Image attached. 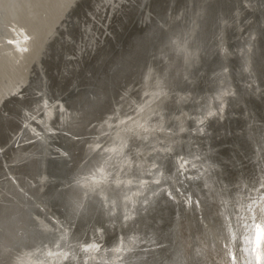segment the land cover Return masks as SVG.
Returning <instances> with one entry per match:
<instances>
[{
    "label": "bare ground",
    "instance_id": "1",
    "mask_svg": "<svg viewBox=\"0 0 264 264\" xmlns=\"http://www.w3.org/2000/svg\"><path fill=\"white\" fill-rule=\"evenodd\" d=\"M151 2H0V126L2 111L16 102L21 120L5 141L12 142L23 132L22 142L36 139L34 149L16 144L2 162L5 180L1 179L0 200L7 195L19 201L27 216L21 215L24 219L10 235L2 232L8 243L0 237V264H153L170 251L173 264H181L184 231L201 236L212 264H264V239L257 243L264 231V121L258 116L259 107L249 105L264 97V57L258 46L259 26L254 23L257 14L264 29V1L231 0V11L218 13L204 44L205 17L216 0H160L162 16ZM133 8L136 22L153 35L146 44V58L132 79L119 82L117 93H108L109 99L113 97L110 108L89 121L86 106L72 102L75 93L67 97L57 88L68 80L70 87L75 86L74 80L82 76L78 69L88 67L85 62L91 58L93 67L106 72L103 66L113 56L108 42L115 31L124 34L120 24L133 20L126 18L135 12ZM152 20L155 26L150 27ZM227 30L234 33L231 40ZM116 42L120 46V40ZM213 54L220 65L208 73L205 64ZM229 58L239 59L233 76ZM119 72L105 83L109 90L115 88L112 77ZM31 82L39 85L34 88L37 95L30 98L26 93L30 99L24 101L22 91ZM93 85L86 86L89 97L96 96L97 84ZM92 106L95 110L97 105ZM234 119L244 121L248 146L240 148L248 156L255 154L257 166L255 161L243 168L236 165L238 138L223 148V139L240 136L237 127L235 136L229 134L228 122ZM81 129L89 136L80 138L78 153L74 145ZM210 137L219 143L212 145ZM223 149L225 154L219 151ZM33 158L35 166L29 170L28 162L29 173H22L20 162ZM232 185L236 186L229 189ZM162 196L175 208L180 206L182 215L174 220L173 245L158 249L166 242L170 231L166 223L172 217ZM158 200L164 205L159 211L163 218H156L165 225L148 237L140 232L139 221L146 220ZM4 209L0 207V213ZM113 232V238L104 242L105 234ZM20 238L26 243L21 244Z\"/></svg>",
    "mask_w": 264,
    "mask_h": 264
},
{
    "label": "water",
    "instance_id": "2",
    "mask_svg": "<svg viewBox=\"0 0 264 264\" xmlns=\"http://www.w3.org/2000/svg\"><path fill=\"white\" fill-rule=\"evenodd\" d=\"M260 1L263 3L264 0H260ZM151 5L155 8V10L158 13L160 12V15L162 14L163 11H162V7L160 4V0H152ZM231 5H232L231 0H216L215 5L213 3L209 6L208 11H207V15L205 17V22H204L205 23V29H204L203 34H202L203 35L202 36V43L203 44L207 43V37L209 38V36L212 35L213 30L215 29L216 16L218 15V13L228 14L231 11ZM134 9L135 8H133V11H135V12H133L131 15L126 16V18L130 17V19H133V20L129 23L123 22L122 24H120L119 31L124 33V34L121 35V34H119L118 31H117L118 33H116V31H115L114 39L108 42L109 46H107V48L111 51V53H113V56L111 58L109 57L110 59H108L107 64H105V66H103V70L104 69L106 70V73L104 76L108 77V78L111 77L109 75L113 74V72H115L116 70H119L120 72L115 74L112 78H115L116 81H117V79L120 78L121 79L120 83L122 81H124L123 79L126 78L125 75L126 76L129 75V72H128V70L130 69L129 64L131 65V67L133 66L134 69H137L142 65V63L145 60L146 55H147V52H146L147 46L145 48V45L150 44V42L152 41V37H153L152 34L150 36L146 32H142L146 25H142V24H139L136 22V16L135 15H136L137 10H134ZM254 23L256 24L257 27L259 26L260 35H258V37H259L258 38V46H262V51H261L260 55H262V57H264V29L261 31V28L259 25L260 24L259 17L257 14L254 16ZM152 24L155 26V24L153 22H152ZM226 33H227L226 37L230 38L229 40H231V37L234 35L233 31L227 30ZM144 36L146 37V40H145V38H143ZM147 38H148V40H147ZM117 40H120L119 48L117 47V45H115V42ZM228 44H230V46H231L233 43L229 42ZM155 46H156V43L152 42L151 47L154 49ZM103 52H105V51L103 50ZM104 54H105V55H103L104 58L108 56V55H106V53H104ZM112 61H113V64H111ZM228 64H229V68H230V72H231L230 74L233 76L236 73L234 68L238 66L239 59L229 58ZM219 65H220V59L216 56V54H213V55H211V62L205 64L204 70L209 73L215 67L218 68ZM88 69H90L91 72L89 71V74L85 73L84 74L85 77L90 76V74L94 72L95 67H93V65H91L89 63L88 67H86V71ZM130 71H131V69H130ZM97 77L98 76H93L94 79ZM80 78H81V80H79V81H78L79 78L77 80H74L75 84H76L75 86L70 87L69 84H71V82H68L69 81L68 80L65 84L62 83L63 86H61L57 89L61 90L63 92L65 90L66 91L65 96L67 95V97H71L74 94V92H77L76 90L85 88L84 86L80 87V84L82 85L83 82L84 83L86 82V81H83L82 77H80ZM90 81L91 80H89L88 82H90ZM90 85H93V83H91ZM93 86H95V85H93ZM105 87H107V86L105 85ZM201 87H202V84H201ZM201 87L199 86V91L202 90ZM107 89H109V88L107 87L106 90ZM117 89L118 88H114V89L112 88L111 91L112 90L117 91ZM108 93H109V91L107 92V94ZM105 97H106V95H105ZM110 97H111V95H110ZM63 98H64V96H63ZM254 100H251L249 105L252 106V104H255V106L259 107L260 112L258 113V116L260 119H262L264 121V97L261 96L257 101H254ZM109 108H110V103L107 100V101H105V108H103L101 111H103V110L107 111ZM238 113H241V111H239ZM228 124H229V126H231V128L229 130L230 135L235 136L234 134H236L233 130L234 129L233 127H237L241 131H240V136L233 137V138L227 137V139H225V140L223 139L225 144L226 143L229 144V143H231V141L233 139L238 138V143H239L238 147L239 148L243 147V149H244V146L245 147L248 146V144L245 142V128L243 127L244 121L234 119V122L229 121ZM210 138H211L210 142H212V145L219 143L218 141L214 140L212 137H210ZM223 148H224V146H223ZM243 149L240 148L239 152H237L234 149L235 150L234 152H237L240 155L239 159L241 162H243V163H245V161L250 162V160L252 158H249L248 154H245V150L243 151ZM224 151H225V149H223V152ZM255 169L256 168H254V171H255ZM204 194H206V193H204ZM160 199L162 202H164L165 205L169 206V209L172 212L171 213L172 217H171L170 222L168 220V222L166 223L167 225L168 224L170 225L169 226L170 231L165 234L166 242H164L167 245L166 247L170 248L173 245L172 236H173L174 228H172V227H173L174 222H175L174 220L176 218V215L178 217H180L182 215V213H181L182 210H181L180 206H178V209L175 208L172 201L169 198H167L166 196L165 197L162 196V198H160ZM208 200H209V198H208ZM161 201H159V200L157 201L158 203L153 208L154 209L153 212H151V211L147 212L146 220H145V217H144V220H143V217H141V219L139 221L140 232L142 234H144L145 236L147 235L149 237L153 233L157 232L158 227L165 225V224L159 225L160 223L158 222V220L156 218L159 216L161 218H163V215L161 213L159 214V211L162 209L160 207L161 206L164 207V205H162L163 203H161ZM147 219H149V221ZM113 235H114V232L112 234H107V235L105 234L104 242L108 243L113 238ZM193 235H194V232H193ZM196 241H197V239H196ZM193 256H194L193 252H191L190 253V259L193 262H195L196 260ZM195 264H197V263L195 262Z\"/></svg>",
    "mask_w": 264,
    "mask_h": 264
},
{
    "label": "rangeland",
    "instance_id": "3",
    "mask_svg": "<svg viewBox=\"0 0 264 264\" xmlns=\"http://www.w3.org/2000/svg\"><path fill=\"white\" fill-rule=\"evenodd\" d=\"M135 8H136V6H135ZM132 10V9H131ZM152 22L153 23H155L154 22V20H152ZM152 22H150L149 23V26L150 27H152V26H154L153 24H152ZM114 23L112 22L111 23V25H113ZM148 26V27H149ZM116 28V27H115ZM112 29V28H111ZM144 30L146 31V33H147V29H145L144 28ZM144 34V33H143ZM108 36H106V37H104L103 39H105V38H107ZM110 37V36H109ZM143 38H145L146 39V37L144 36ZM109 40V39H108ZM112 40V39H111ZM110 40V41H111ZM103 41V40H102ZM117 44H115V45H117V47L119 48V46H118V42H116ZM148 47V46H147ZM145 48H146V45H145ZM90 60H92V58L91 59H89L88 61H86L85 63H90ZM96 65H94V67H95ZM83 68V69H82ZM82 68L80 67L79 69H78V71H77V74L80 72V70H81V72H82V76H81V74L80 75H78L77 77L78 78H80V77H82V79L84 80V81H86V83L88 84H91V83H93L94 85H96L95 87H96V89H97V93H96V96H87L86 95V93L87 92H85L86 91V86H87V84H85L84 83V85H81V87L82 86H84L85 88H82V90L85 92V94H84V92L81 90V89H78L77 90V92L79 93H77V92H74L75 94L74 95H76L75 96V98H72V102L74 103L75 101L77 102L76 103V105L77 106H86V115H87V118L89 119V121L90 120H95L100 114H102V112H104V111H106V110H103V111H101L103 108H105V101H109L110 103H111V101L113 100V97L111 98V99H109L110 98V96L108 97V95L109 94H114V93H117V91H119V89H120V87L122 86V85H120V81H121V79L119 78V79H117V83H116V86H114L115 88H118L117 89V91L116 90H113V91H111V89L109 90V89H107L106 90V87H104L105 85L107 86L108 84H105V83H107V82H109V80H111V78H108V77H106L105 78V73L106 72H99V70L97 69V67L94 69V71H96V73L94 74V72H93V76H98L97 78H93L92 77V74H90V76H87V77H83L84 76V74L85 73H88L89 74V70L90 69H88L87 71H86V68H85V66H83L82 65ZM130 69H131V71H130ZM130 69L128 70V72H129V75H125V79H124V81L126 82V81H128V80H130V79H132V77H133V74H134V72H135V70L136 69H134L133 68V66L131 67L130 66ZM86 71V72H85ZM80 72V73H81ZM91 72V71H90ZM133 73V74H132ZM103 74V75H102ZM110 76V75H109ZM105 78V79H104ZM54 79V78H53ZM56 80H57V82H56ZM88 80H91L90 82H88ZM105 80V81H104ZM108 80V81H107ZM115 80V79H114ZM123 81V82H124ZM54 82L56 83V84H60L59 83V81H58V79H54ZM100 82V83H99ZM33 84V85H32ZM122 84V83H121ZM102 85H104V86H102ZM120 85V86H119ZM32 86V87H31ZM39 86V85H37V84H35V83H33V82H31L30 83V85L27 87L28 88V90L26 91H22V92H24L23 94H22V92H21V94L24 96V101L25 100H29L31 97L32 98H35V96L37 95V92L36 91H34V88H37V87ZM31 87V88H30ZM100 89H98V88ZM33 88V89H32ZM108 90H109V94H107V92H108ZM80 91V92H79ZM30 92V93H29ZM83 92V93H82ZM100 92V93H99ZM103 92H104V94L106 95V98H105V95H103ZM113 92V93H112ZM26 93H29V94H26ZM36 93V94H35ZM82 93V94H81ZM35 95V96H34ZM39 95V94H38ZM80 95V96H79ZM28 96H30V98H28ZM103 96V97H102ZM27 97V98H26ZM99 97H102V99H100V100H98L99 99ZM19 98V97H18ZM94 100H93V99ZM98 98V99H97ZM91 99V100H90ZM22 100V99H21ZM79 100V101H78ZM23 101V100H22ZM95 101V102H94ZM71 102V101H70ZM79 102H80V104H79ZM101 102V103H100ZM16 102H14V103H9L7 106H6V108H4V110L2 111V114H1V121H2V123H1V126H0V139H1V141H2V143L0 142V144L1 145H3V148H2V150H0V186H1V184L3 183V181L5 180V177L3 176V177H1L2 176V174H3V172H2V170L4 169L5 170V166L3 165V159H6L7 160V158H9L8 156H10V154H11V150L12 149H15V148H17V146L19 145V143H20V146H23V144H24V148H28V147H30V146H32V149H34V147H35V145H36V139H29V140H26V141H24V142H22V139L24 138V135L22 136V134H25V132H23L21 135H19L18 137H16V138H14L15 140H11L12 142H9L8 144H7V139H4L5 137L6 138H9V135L12 133V131L11 130H13V129H15V128H17V126H19V124H17V123H19V121L21 120L20 119V115L18 114L20 111H21V109L19 108V106L17 107V103L15 104ZM87 103H89V105L87 106L86 104ZM97 103H99V104H101V105H99V104H97ZM13 105V106H12ZM16 105V106H15ZM92 105H94V106H96V109L95 110H91L92 108H93V106ZM91 106V107H90ZM101 106V107H100ZM11 107H13L14 109H16V110H14L13 108V110L11 109ZM84 109V108H83ZM5 110H7V111H5ZM10 110V111H9ZM4 111H5V113H4ZM12 111H13V113H12ZM19 111V112H18ZM101 111V112H100ZM18 112V113H17ZM21 113V112H20ZM7 114H9V115H7ZM12 114V115H11ZM18 114V115H17ZM3 115V116H2ZM5 116V117H4ZM15 117V118H14ZM7 118H9V119H7ZM13 118V119H12ZM20 119V120H19ZM5 120L7 121V122H5ZM10 120V121H9ZM13 120V121H12ZM17 121V122H16ZM9 122H11V123H9ZM13 122H14V124H13ZM9 125H8V124ZM91 123V122H90ZM2 124H3V127H2ZM16 124H17V126H16ZM8 125V126H7ZM11 126V127H10ZM15 126V127H14ZM7 127V128H6ZM11 128V129H10ZM7 130V131H6ZM11 132H10V131ZM7 132V133H6ZM86 132H88L87 130H80L79 132H78V134H80L79 136H77V137H75V143H76V145H74V147H76L77 148V152L79 153V145H77V143L79 142V140H80V138H87L89 135H86L85 133ZM3 133V134H2ZM6 134V135H5ZM7 134H8V137H7ZM83 134V135H82ZM2 135H5V136H2ZM64 136H68L69 137V135H66V134H63ZM21 136V137H20ZM5 140H7V141H5ZM20 140V142H18ZM15 142V144H13L12 145V143H14ZM17 142V143H16ZM29 142V144H27ZM34 142V143H33ZM54 142L55 143H59L58 142V140L57 139H54ZM5 143V144H4ZM16 144H17V146H16ZM0 145V146H1ZM29 145V146H28ZM34 145V146H33ZM227 145L228 144H225V146H224V148L225 147H227ZM9 147V148H8ZM11 147V148H10ZM13 147H15V148H13ZM7 148V149H6ZM29 149H31V147L29 148ZM28 149V150H29ZM31 149V150H32ZM218 149V148H217ZM246 149V148H245ZM5 150V151H4ZM9 151V152H8ZM220 151V153H223V154H225V152H223V151H221V150H219ZM228 153H227V155L226 156H231V153H230V151H227ZM6 153H8V155H6ZM254 155L255 154H251V155H249V158H252L251 160H250V162H247V161H245V163H243V162H241L240 161V159L237 161V163H236V165H238V167H241V168H243V166H245V165H248V164H252L254 161H255V163H256V166H257V160L254 158ZM239 157H240V155H239ZM53 158L54 157H51L50 159L51 160H53ZM259 159V158H258ZM35 160H36V158H33V159H29V160H27V161H23V162H20V164L19 165H21L22 166V164H24L22 167L21 166H19V165H17V167L19 166L20 168H19V171L21 170L22 171V173H29L28 171L31 169V167L33 166V164L35 163ZM34 161V162H33ZM54 161V160H53ZM28 162H29V165H28ZM85 162V161H84ZM83 162V163H84ZM22 163V164H21ZM31 163V164H30ZM240 163V164H239ZM244 164V165H243ZM15 166L13 163H9V167H11V166ZM26 165H28V166H26ZM12 166V167H13ZM27 168H29V170L28 169H26V167ZM34 166H35V164H34ZM37 166V165H36ZM24 169V170H23ZM26 169V170H25ZM258 169V168H257ZM27 171V172H26ZM250 173V172H249ZM256 175V174H255ZM1 179H4V180H1ZM234 186H236V185H232L229 189H232V188H234ZM12 194L13 195H16L17 197V199L18 200H20V198H19V196L17 195V193L15 194L14 192H12ZM8 197H9V199H8ZM6 198V199H5ZM6 200V201H5ZM11 200V201H10ZM13 201V202H12ZM24 202V201H23ZM2 203V204H1ZM13 203V204H12ZM16 203V204H15ZM5 204H6V206H5ZM15 204V205H14ZM19 204V205H18ZM7 205L9 206V207H7ZM16 206V207H15ZM0 207H4L5 209L2 211V213H0V235H5V236H0L1 237V239L3 238L4 239V241H3V239H2V242H5L6 244L8 243L7 242V240H6V234L8 233L9 235L11 234L10 233V231L13 229L14 231H15V229H16V226L18 225V223L20 222V220L22 221V219H24V217L23 216H21V215H24V213H25V215L24 216H27V209L25 208H22L21 209V205H20V203H19V201H14V199L13 198H11L10 196H7L6 195V197L4 196L3 197V200H0ZM9 208V209H8ZM11 208V209H10ZM13 209V210H12ZM17 209L19 210V211H17ZM6 210V211H5ZM12 210V212H10ZM26 210V211H25ZM14 211V212H13ZM25 211V212H24ZM4 213L7 215H4ZM10 213V214H9ZM14 213V214H13ZM17 213H18V216L16 217V215H17ZM22 213V214H21ZM3 214V215H2ZM5 216V217H4ZM14 216H15V218H14ZM8 217V218H7ZM10 217V218H9ZM11 217H13V218H11ZM17 218H18V220H17ZM16 221H15V220ZM3 220V221H2ZM13 220V221H12ZM5 222V223H4ZM7 222H9V223H7ZM12 222V223H11ZM7 223V224H6ZM10 225H12L11 227H10ZM15 226V227H14ZM168 226V225H167ZM4 227V228H3ZM3 229V230H2ZM5 229V230H4ZM7 230V231H6ZM2 232H5L4 234H2ZM13 232V231H12ZM184 236V237H183ZM183 238H182V244L180 245V261H181V264H195V262L197 263V264H212V260L210 259L211 258V253H210V251L208 250V247H207V245H206V243H205V241L201 238V236L196 232V231H194V235H193V232H191V234L190 235H188L187 234V232H185L184 231V233H183ZM191 236V237H190ZM196 236V237H195ZM22 238H23V236H22ZM197 239V241H196V239ZM21 239V238H20ZM161 241L162 239L159 237L158 238V241ZM20 241V240H19ZM156 241V240H155ZM154 241V242H155ZM199 241V242H198ZM26 243L23 239H21V241H20V243L22 244V243ZM23 243V244H24ZM185 244V245H184ZM164 245V246H163ZM165 246H167L166 245V243L164 244V243H162V244H158V246H156L155 248H158V249H162L163 247H165ZM198 247V248H197ZM154 248V247H153ZM152 248V249H153ZM154 248V249H155ZM190 249V250H189ZM191 252H193V255L195 256H193L194 258H195V262H193L191 259H190V253ZM173 252L172 251H170V252H166V254H164V255H162V257H160L159 259H157L153 264H162V262H161V260L163 261V257H165V258H167L166 259V262L165 263H167V264H173ZM186 258V259H185ZM210 260V261H209ZM189 261V262H188Z\"/></svg>",
    "mask_w": 264,
    "mask_h": 264
},
{
    "label": "snow or ice",
    "instance_id": "4",
    "mask_svg": "<svg viewBox=\"0 0 264 264\" xmlns=\"http://www.w3.org/2000/svg\"><path fill=\"white\" fill-rule=\"evenodd\" d=\"M2 2V0H0ZM9 44H15L14 40H9ZM264 239V231H261V233L257 237V243H260Z\"/></svg>",
    "mask_w": 264,
    "mask_h": 264
}]
</instances>
